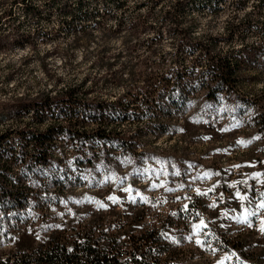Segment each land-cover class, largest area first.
Instances as JSON below:
<instances>
[{
	"label": "trees",
	"instance_id": "trees-1",
	"mask_svg": "<svg viewBox=\"0 0 264 264\" xmlns=\"http://www.w3.org/2000/svg\"><path fill=\"white\" fill-rule=\"evenodd\" d=\"M12 1L22 3L28 13L40 11L33 0ZM171 1L166 5L165 0H142L135 5L136 9L148 8L144 13L137 11L131 30L135 33L142 29L155 30L156 36L152 40H159L164 31L163 20L159 24L146 22L159 6L161 17L170 23L166 32L178 38L172 52L164 53L168 56L166 66L155 67L149 57L141 58L142 63L149 64V69L137 74L136 82L126 86L116 98L88 97L90 88H78L82 83L54 87L34 95L14 94L7 101L0 102V119L10 117L14 120V123L0 128V209L3 210L0 229L25 222L16 214L7 212H16L32 202L34 190L37 194L34 202L43 207L51 201L47 196L51 187L55 186L59 191L68 186V180L53 185L48 180H33L30 184L24 180L28 175L38 177V172L44 171L59 157L69 158L71 164L78 166V171L86 174L102 171L116 175L122 171L132 173L139 171L142 162L151 156L146 150L148 142L144 140L148 133L157 137L170 129L189 136L192 141L205 138L222 140L225 131L234 137L229 145L259 142L264 148V101L258 103L247 99L239 90L242 74L264 65V28L257 26L254 40L248 41V29L253 20L250 13H246V18L237 23L232 21L233 17L231 21L227 20L226 31L222 34H193L189 30L191 21L188 28H184L178 17L183 14L185 5L194 6L197 0ZM104 2L106 7L102 12L97 9L94 17L103 18L127 4V0ZM234 2L241 6L243 0ZM78 4L76 7L63 6L60 13L75 19L77 10L82 7ZM0 11L1 17L12 14L11 7ZM121 24L119 21L115 29L118 30ZM23 39L29 41L24 36ZM8 40L0 37V47H4ZM146 45L150 47L149 42ZM108 65L112 66L113 61L109 60ZM29 113L30 118H25ZM46 118L48 122L42 125ZM125 122L134 128L124 129ZM200 130L205 132H198ZM161 157L167 159L169 171L177 172L180 164L174 154L163 153ZM218 176L219 181L224 179L222 168L218 170ZM255 176L263 182L258 198V205H261L264 204V165L259 166ZM225 185L223 183L222 188ZM240 188L249 189L252 193L253 183L242 181ZM243 202L236 205L237 211L244 209ZM187 205V210L179 208L164 218L153 216L155 220L145 222L146 226L139 235L134 231L144 225L141 223L146 213L143 205L130 206L128 210L118 212V221H108L107 225L104 224L107 220L101 216L93 217L80 230L73 227L74 235L81 231L85 237V241L76 244L75 248L83 253L89 264H229L230 252L235 256L233 264H264V236L254 239L252 235L238 234L233 238L222 235L219 248L223 253H215L213 259L182 254L179 247L187 241L182 233V224L186 227L192 221L200 230L202 224L195 220L201 218V212L207 208L202 197H196ZM249 209L253 211L254 208L249 206ZM217 225L219 223L214 225L216 230ZM261 227H264V221ZM112 229L117 232H110ZM65 234L59 232L49 242L57 250H62L60 240ZM130 246L133 248L129 257L121 260L120 254Z\"/></svg>",
	"mask_w": 264,
	"mask_h": 264
},
{
	"label": "rangeland",
	"instance_id": "rangeland-1",
	"mask_svg": "<svg viewBox=\"0 0 264 264\" xmlns=\"http://www.w3.org/2000/svg\"><path fill=\"white\" fill-rule=\"evenodd\" d=\"M33 1L40 8L35 14L28 13L20 2H0V9L12 8L11 15L0 16V37L9 38L5 46L0 47V102L7 101V98L14 94L34 95L54 87L78 86L82 83L78 88H90L88 97L114 99L126 86L136 82L137 74L149 69V64L142 63L141 58L149 57L155 67L166 66L168 56L164 53L172 52L174 42L178 38L166 32L170 23L161 17L159 6L155 7L152 16L146 21L147 24H159L163 20L164 31L159 40H152L156 36L155 30L142 29L135 33L130 29L137 11L144 13L148 8H135L142 0H127L124 7L117 9L113 14L104 15L103 18L94 15L97 14V9L102 12L106 7L104 0ZM78 1L81 3L78 4ZM171 2L165 0L166 5ZM77 4L78 7L82 5L81 9L77 10V18L71 19L69 15L60 13L61 7H76ZM215 6L218 7L214 9ZM182 12L178 17L181 26L188 28L191 21L189 30L193 34H222L226 31L227 20L233 17L232 21L237 23L238 20L246 18V13H250L253 20L248 29V41L254 40L257 26L264 28V0H243L241 6H236L234 0H197L194 6L185 5ZM119 21L122 24L117 30L115 27ZM23 36L29 41H22ZM13 37L16 39L12 40ZM147 42L150 47H147ZM221 45L224 44L221 42ZM109 60L113 61L112 66L108 65ZM114 78L121 81L118 82ZM239 90L247 99L263 102L261 98H264V65L257 67L253 72L245 71ZM30 116L31 113L25 118ZM46 122L48 118L42 121V125ZM12 123L13 119L4 117L0 119V128ZM123 125L127 130L134 128L128 122ZM223 134L222 140L205 138L192 141L189 136H183L175 129L164 130L157 137L148 133L144 140L148 142L146 150L151 156L142 162L139 171H122L119 175L104 171L89 172L90 175L98 177L85 179L82 172L78 171V166L69 162V158L59 157L44 171L38 172V177L28 175L24 180L27 184L33 180H48L51 185L68 180L66 188L70 191L82 190L81 188L95 191L100 187L97 184H103L100 188H110V192L118 193V196L108 194L104 200L110 201L111 196L118 197V201L126 198L129 199L130 206L143 205L146 208L144 221L141 222L144 225L134 231L137 235L145 228V222L155 220L153 216L164 218L179 208L182 211L187 210L188 202L202 197L207 208L201 212L202 217L195 220L199 223L203 221L202 227L199 230L192 221L186 227L182 224V233L187 241L179 250L187 256L193 254L196 258L213 259L215 253H223L221 247L219 248L222 235L230 238L238 234L252 235L254 239H262L264 236V231L261 230L264 207H258L263 182L255 176L259 166L264 165V148L260 147L259 142L229 145L234 141V137L225 131ZM163 153L174 154L179 159L177 172L169 171L167 159L161 157ZM221 168L225 177L219 181L218 170ZM246 180L253 183L252 193L249 189L240 188L241 182ZM223 183H226L225 188H222ZM50 190L53 193H48V198L58 197L59 205L64 206L70 202L71 197L66 198L67 192L58 191L54 187ZM33 193L32 198L36 199L37 194ZM77 194L83 192H76L73 201L81 200H77ZM242 201L245 207L237 211L236 205ZM113 202L117 203V200ZM249 206H253V211ZM44 210L35 206V212ZM1 211L3 212L2 209L0 213ZM29 211L32 213V209ZM209 212H212V215L209 216ZM242 212H245V215ZM10 214L13 212L10 211ZM213 214L216 215L215 218ZM99 215L107 220L104 223L106 225L108 221H118L116 210ZM245 216L247 220L244 219ZM218 223L216 230L214 225ZM113 230L110 232H117ZM234 261L235 256L230 252L228 262L233 264Z\"/></svg>",
	"mask_w": 264,
	"mask_h": 264
},
{
	"label": "built area",
	"instance_id": "built-area-1",
	"mask_svg": "<svg viewBox=\"0 0 264 264\" xmlns=\"http://www.w3.org/2000/svg\"><path fill=\"white\" fill-rule=\"evenodd\" d=\"M100 187L95 191H88L81 187L79 188L82 190L70 191L68 188L66 190L71 196L76 192H85V195L94 196L95 200L106 199L108 194H117L118 196L117 191L113 193L110 192L112 191L110 188L102 189ZM51 192L52 190L49 189L48 193ZM23 207H32L33 220L25 221L23 226L12 229L16 236V243L0 240V264H89L85 261L83 253L75 248L76 244L79 245L85 241V237L81 231L79 235H74L73 227L80 230L84 225L89 224L93 217L101 216L100 213L114 210L116 213H120L123 212V209L128 210L130 205L126 198L118 201L117 197V203L110 205L108 210H96L95 205L79 209L78 205L57 206L55 203H49L45 205L44 212H35L33 201ZM29 225H36V232H29ZM59 232L66 233L64 239L60 240V244H63L62 250H57L55 245L49 242L51 237ZM23 240L25 243L21 245ZM132 248L130 246L123 250L120 259H127Z\"/></svg>",
	"mask_w": 264,
	"mask_h": 264
},
{
	"label": "bare ground",
	"instance_id": "bare-ground-1",
	"mask_svg": "<svg viewBox=\"0 0 264 264\" xmlns=\"http://www.w3.org/2000/svg\"><path fill=\"white\" fill-rule=\"evenodd\" d=\"M82 174L84 175L85 179H88V178L91 179V177H98L97 175H89V174H86V173H82ZM62 190L65 193L67 192L66 198H67V196H70L71 197L70 198V202L71 203L69 202L70 204L67 203L66 205H78L79 209H86L87 206L95 205V209L96 210H107V209L110 208V205L116 204V203L113 202V200L114 201L117 200V198H115L113 200L110 199V201H107V200H104V199H100V200L99 199H96L95 200V197L94 196L85 195V192H83V194H79V195L77 194L78 195L77 200L78 199H81V200H79L77 202V201H73V199L76 198L75 197V194L76 193L71 196V194H68V190H66V187L63 188ZM111 197H113V196H111ZM114 197H116V196H114ZM50 199H51V201H49V203H55L57 206H61V205H59L60 204V199L58 197H53L52 196V198H50ZM89 199H92V201H89ZM32 200H33V206L40 207L38 204H36L34 202L35 199L32 198ZM98 201H101L102 203H99ZM128 201H129V199H128ZM64 206H65V204H64ZM42 208L45 209V206L41 207V209ZM30 209H32V207H23V208H19L16 212H13V214H10V212H7V214H10V215L16 214L21 220H25V221L33 220V213H31V211H29ZM0 215H1V213H0ZM23 223L24 222H20V224L14 226L12 228L4 227V228L0 229V240L6 241L8 243H16V236L14 234V230H12V229H15V227L23 226ZM29 232H36V225H29Z\"/></svg>",
	"mask_w": 264,
	"mask_h": 264
},
{
	"label": "snow or ice",
	"instance_id": "snow-or-ice-1",
	"mask_svg": "<svg viewBox=\"0 0 264 264\" xmlns=\"http://www.w3.org/2000/svg\"><path fill=\"white\" fill-rule=\"evenodd\" d=\"M110 199H115L113 197H110ZM258 207H264V204L259 205ZM250 215H254V213H249ZM245 220H247V216L244 217ZM201 224H203V221H201ZM262 231H264V227H262L261 229ZM199 243V241H197Z\"/></svg>",
	"mask_w": 264,
	"mask_h": 264
}]
</instances>
